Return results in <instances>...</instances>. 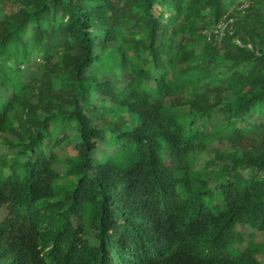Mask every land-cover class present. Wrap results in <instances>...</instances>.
<instances>
[{
	"label": "trees",
	"instance_id": "16d2710c",
	"mask_svg": "<svg viewBox=\"0 0 264 264\" xmlns=\"http://www.w3.org/2000/svg\"><path fill=\"white\" fill-rule=\"evenodd\" d=\"M241 4L0 0V264H264V0Z\"/></svg>",
	"mask_w": 264,
	"mask_h": 264
},
{
	"label": "rangeland",
	"instance_id": "374dc122",
	"mask_svg": "<svg viewBox=\"0 0 264 264\" xmlns=\"http://www.w3.org/2000/svg\"><path fill=\"white\" fill-rule=\"evenodd\" d=\"M239 1H241L242 3H243V5H245V4H247V2H248V0H239ZM237 2H238V0H237ZM155 12H156V14H158V12H159V7H156L155 8ZM59 147L60 148H58V152H59V154L61 155V157H65V156H67L69 153H71L72 154V147L71 146H69V145H65V143H61L60 145H59ZM3 213H4V209H2V208H0V217L3 215ZM240 230H242V231H244V233H245V239H248L249 237H251L250 235H251V233L248 231V229L245 227V226H239L238 227ZM252 237H253V240L255 241V242H257V243H262V242H264V235H262V234H260V233H253V235H252ZM259 259L260 260H262V261H264V253H261L260 255H259Z\"/></svg>",
	"mask_w": 264,
	"mask_h": 264
},
{
	"label": "built area",
	"instance_id": "2783aa9c",
	"mask_svg": "<svg viewBox=\"0 0 264 264\" xmlns=\"http://www.w3.org/2000/svg\"><path fill=\"white\" fill-rule=\"evenodd\" d=\"M243 6H244L243 4L240 5V7H243ZM232 20L233 19L231 16H229V13L226 14L225 17L219 20L216 26L212 28V30L209 32V35L212 33L217 38H221L227 29L231 32L232 30H231L230 24L232 23Z\"/></svg>",
	"mask_w": 264,
	"mask_h": 264
}]
</instances>
